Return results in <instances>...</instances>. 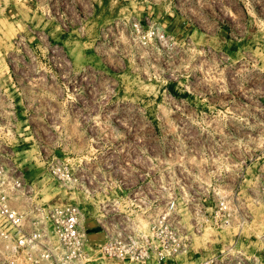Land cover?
I'll list each match as a JSON object with an SVG mask.
<instances>
[{"label": "rangeland", "instance_id": "obj_1", "mask_svg": "<svg viewBox=\"0 0 264 264\" xmlns=\"http://www.w3.org/2000/svg\"><path fill=\"white\" fill-rule=\"evenodd\" d=\"M58 163L86 173L99 197L117 191L119 211L135 194L144 233L169 200L185 216L186 203L231 190L252 210L244 234L257 233L264 0H0V166L32 182V202L83 206L79 180L48 174ZM11 259L0 264H26Z\"/></svg>", "mask_w": 264, "mask_h": 264}, {"label": "built area", "instance_id": "obj_2", "mask_svg": "<svg viewBox=\"0 0 264 264\" xmlns=\"http://www.w3.org/2000/svg\"><path fill=\"white\" fill-rule=\"evenodd\" d=\"M48 174L63 183L79 180L85 204L47 208L32 202V182L21 170L0 166V241L6 254L0 257L4 262L14 263L7 256H15L26 264H101L97 257L128 264H178L175 258L194 256L201 258L195 264H264V227L244 234L252 226V210L239 199V192L186 203L185 216L169 200L150 223V233H144L141 219L133 214L135 194L126 195L119 211L122 196L113 191L99 197L86 173L58 163L49 165ZM91 205L96 208L92 216ZM207 231H225V235L209 243ZM97 232L102 241L91 242L89 235Z\"/></svg>", "mask_w": 264, "mask_h": 264}, {"label": "crops", "instance_id": "obj_3", "mask_svg": "<svg viewBox=\"0 0 264 264\" xmlns=\"http://www.w3.org/2000/svg\"><path fill=\"white\" fill-rule=\"evenodd\" d=\"M9 23H11L12 26L15 28H19V26H20L18 23V19H14V20L9 21L7 18H5L4 26H8Z\"/></svg>", "mask_w": 264, "mask_h": 264}]
</instances>
